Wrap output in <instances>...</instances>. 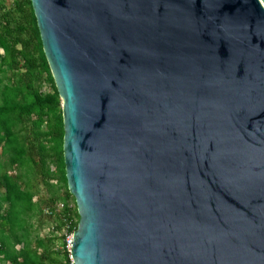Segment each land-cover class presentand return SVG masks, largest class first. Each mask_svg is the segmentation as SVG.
Instances as JSON below:
<instances>
[{
  "label": "water",
  "instance_id": "95a60500",
  "mask_svg": "<svg viewBox=\"0 0 264 264\" xmlns=\"http://www.w3.org/2000/svg\"><path fill=\"white\" fill-rule=\"evenodd\" d=\"M30 1L73 264H264V0Z\"/></svg>",
  "mask_w": 264,
  "mask_h": 264
},
{
  "label": "trees",
  "instance_id": "16d2710c",
  "mask_svg": "<svg viewBox=\"0 0 264 264\" xmlns=\"http://www.w3.org/2000/svg\"><path fill=\"white\" fill-rule=\"evenodd\" d=\"M9 2L0 0V264H73L64 236L79 214L61 98L31 1Z\"/></svg>",
  "mask_w": 264,
  "mask_h": 264
},
{
  "label": "built area",
  "instance_id": "2783aa9c",
  "mask_svg": "<svg viewBox=\"0 0 264 264\" xmlns=\"http://www.w3.org/2000/svg\"><path fill=\"white\" fill-rule=\"evenodd\" d=\"M62 204H59V207H61ZM73 242V231H66L64 236V244L67 250L70 252L71 246Z\"/></svg>",
  "mask_w": 264,
  "mask_h": 264
},
{
  "label": "rangeland",
  "instance_id": "374dc122",
  "mask_svg": "<svg viewBox=\"0 0 264 264\" xmlns=\"http://www.w3.org/2000/svg\"><path fill=\"white\" fill-rule=\"evenodd\" d=\"M8 3H10L9 1L10 0H6ZM49 229H50V225H48V228L47 227H45L43 230H42V234H47L48 233V231H49ZM64 231V230H63ZM63 231H61V232H59V233H62Z\"/></svg>",
  "mask_w": 264,
  "mask_h": 264
}]
</instances>
